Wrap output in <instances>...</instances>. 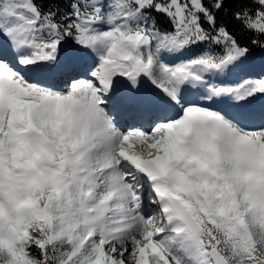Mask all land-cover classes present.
<instances>
[{
    "label": "snow or ice",
    "instance_id": "1",
    "mask_svg": "<svg viewBox=\"0 0 264 264\" xmlns=\"http://www.w3.org/2000/svg\"><path fill=\"white\" fill-rule=\"evenodd\" d=\"M0 264H264V0H0Z\"/></svg>",
    "mask_w": 264,
    "mask_h": 264
},
{
    "label": "trees",
    "instance_id": "2",
    "mask_svg": "<svg viewBox=\"0 0 264 264\" xmlns=\"http://www.w3.org/2000/svg\"><path fill=\"white\" fill-rule=\"evenodd\" d=\"M62 7H63V5H62Z\"/></svg>",
    "mask_w": 264,
    "mask_h": 264
}]
</instances>
